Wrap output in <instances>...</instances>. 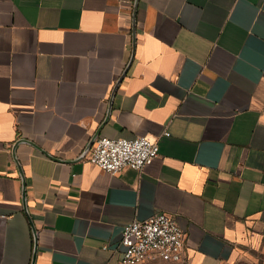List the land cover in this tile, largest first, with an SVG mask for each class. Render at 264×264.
I'll return each mask as SVG.
<instances>
[{"label":"crops","instance_id":"crops-1","mask_svg":"<svg viewBox=\"0 0 264 264\" xmlns=\"http://www.w3.org/2000/svg\"><path fill=\"white\" fill-rule=\"evenodd\" d=\"M141 136L142 171L79 159ZM163 212L182 264L264 242V0H0V264H120Z\"/></svg>","mask_w":264,"mask_h":264},{"label":"built area","instance_id":"built-area-1","mask_svg":"<svg viewBox=\"0 0 264 264\" xmlns=\"http://www.w3.org/2000/svg\"><path fill=\"white\" fill-rule=\"evenodd\" d=\"M164 136H170L168 132ZM157 140L102 137L89 151V162L104 172L117 175L126 169L142 171L159 156ZM186 233L172 214L163 212L134 220L122 231L120 264H148L159 261L182 263Z\"/></svg>","mask_w":264,"mask_h":264},{"label":"rangeland","instance_id":"rangeland-1","mask_svg":"<svg viewBox=\"0 0 264 264\" xmlns=\"http://www.w3.org/2000/svg\"><path fill=\"white\" fill-rule=\"evenodd\" d=\"M148 264H182V263H166V262H151ZM232 264H264V242L254 249L244 251Z\"/></svg>","mask_w":264,"mask_h":264},{"label":"water","instance_id":"water-1","mask_svg":"<svg viewBox=\"0 0 264 264\" xmlns=\"http://www.w3.org/2000/svg\"><path fill=\"white\" fill-rule=\"evenodd\" d=\"M138 0H136L137 3ZM96 139H93L86 147V149L84 150L83 154L79 157L80 160H83L87 154L89 153L91 147L93 146V144L95 143ZM24 208L25 211H27V206H26V195L24 194ZM33 235H34V240H35V249H34V258L36 257V253H37V244H38V235H37V230L35 229V227H33ZM33 264H35V262L33 261Z\"/></svg>","mask_w":264,"mask_h":264}]
</instances>
